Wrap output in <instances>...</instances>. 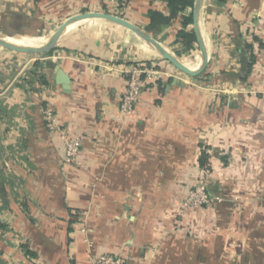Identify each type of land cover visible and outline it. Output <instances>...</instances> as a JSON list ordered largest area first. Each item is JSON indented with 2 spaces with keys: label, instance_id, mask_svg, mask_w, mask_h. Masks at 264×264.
Instances as JSON below:
<instances>
[{
  "label": "crops",
  "instance_id": "obj_1",
  "mask_svg": "<svg viewBox=\"0 0 264 264\" xmlns=\"http://www.w3.org/2000/svg\"><path fill=\"white\" fill-rule=\"evenodd\" d=\"M151 11L170 14L166 0H0V33L43 46L72 17L103 12L176 53L181 16L152 28ZM200 29L203 77L105 19L75 23L52 52L0 43V264H264V0H204ZM147 62L163 88L149 81L124 116L128 71ZM47 109L81 135L78 165ZM204 149L211 192L228 200L185 211Z\"/></svg>",
  "mask_w": 264,
  "mask_h": 264
},
{
  "label": "built area",
  "instance_id": "obj_2",
  "mask_svg": "<svg viewBox=\"0 0 264 264\" xmlns=\"http://www.w3.org/2000/svg\"><path fill=\"white\" fill-rule=\"evenodd\" d=\"M145 74L142 78L141 75ZM163 72L154 66L135 67L128 71L127 86L122 96L120 110L124 116H130L139 101L143 88L149 81H155L162 76ZM45 117L50 126L57 128L60 138L64 142V160L67 164L80 163L79 155L82 146V137L72 133L69 128L60 124L54 110L47 109ZM223 202L221 195L213 194L208 179H202L192 187L183 199V209L185 211L205 208ZM86 232V227L82 229ZM91 264H124L121 256L114 254H103L95 257Z\"/></svg>",
  "mask_w": 264,
  "mask_h": 264
},
{
  "label": "water",
  "instance_id": "obj_3",
  "mask_svg": "<svg viewBox=\"0 0 264 264\" xmlns=\"http://www.w3.org/2000/svg\"><path fill=\"white\" fill-rule=\"evenodd\" d=\"M203 2L204 0H195L194 11H193L194 30L197 36V42L201 53V63L197 69H191L190 67L186 66L179 58H177L173 53H171L162 43H160L147 31L140 28L136 24L132 23L131 21L123 17L113 15L110 13H103V12H87L72 17L65 23V25L47 44L40 47L22 46L16 43L9 42L7 40V36L1 33H0V43L17 51L47 53L57 48L66 30L75 23L85 19H96V18L105 19L136 33L138 36L143 38L147 43H149L165 60L172 63L177 69H179L180 71L184 72L189 76L197 77L205 71L209 62L208 50L200 29V15H201ZM57 73H58L56 74L57 80L63 85L67 86L68 78L60 71H57Z\"/></svg>",
  "mask_w": 264,
  "mask_h": 264
},
{
  "label": "trees",
  "instance_id": "obj_4",
  "mask_svg": "<svg viewBox=\"0 0 264 264\" xmlns=\"http://www.w3.org/2000/svg\"><path fill=\"white\" fill-rule=\"evenodd\" d=\"M220 3L225 2L226 0H218ZM168 8L170 9V14L168 16L164 15L158 11L150 12V22L152 28H155L158 25H168L171 24L174 20H176L179 15L182 18V29L179 31L177 43H180L181 46L176 49V54L178 56H182L183 54L190 52L195 48V44L197 43V36L195 31L192 29H188L189 26L194 24L193 13L189 15L186 14V10L188 8L194 9L195 0H166ZM247 50L251 52L252 46L247 45ZM52 52V51H51ZM255 62V56H252V59L249 63V71H251L253 67V63ZM151 67V63L147 62L146 68ZM142 78L145 77V74L141 75ZM155 83L148 84L151 87L154 84L163 88L162 79H157L154 81ZM210 154L207 149L202 150L201 156L199 158V163L202 168H204L209 161ZM75 264V263H73Z\"/></svg>",
  "mask_w": 264,
  "mask_h": 264
},
{
  "label": "rangeland",
  "instance_id": "obj_5",
  "mask_svg": "<svg viewBox=\"0 0 264 264\" xmlns=\"http://www.w3.org/2000/svg\"><path fill=\"white\" fill-rule=\"evenodd\" d=\"M200 50H199V47H195L193 49V51H190L185 57H180V56H176L175 54L176 53H173L177 58H179L183 63H196L197 60L200 58ZM198 58V59H196ZM201 59V58H200ZM201 75V74H200ZM202 77H203V74H202ZM223 94V97H227V96H233L234 94L233 93H230L229 91L228 92H225L224 90L222 92H220ZM227 100V99H226ZM224 158V159H223ZM225 158H227L226 156H223L222 159L225 163H228L227 160H225ZM203 172L201 174V176L197 179L196 183L194 184V186L199 182L201 181L202 179H208V182L210 184V186H212L213 182H214V171H213V165H212V161H211V155H210V158H209V161H208V164L203 168ZM193 186V187H194ZM223 198V201L225 200H228L226 198H224L223 196H221ZM222 204L219 203V204H215V205H212V206H208V207H205V208H200L199 210H209V209H213V208H216V206Z\"/></svg>",
  "mask_w": 264,
  "mask_h": 264
},
{
  "label": "bare ground",
  "instance_id": "obj_6",
  "mask_svg": "<svg viewBox=\"0 0 264 264\" xmlns=\"http://www.w3.org/2000/svg\"><path fill=\"white\" fill-rule=\"evenodd\" d=\"M72 26H73V25H72ZM72 26H70V27L66 30V32H67ZM66 32H65V33H66ZM7 40H8L9 42L16 43V44H18V45H22V46H34V47H40V46H37V45H28V44H25V43H21V42L15 40V39H13V38H11V37H9V36H7ZM196 59H198V58H196ZM200 63H201V59H198L196 63H184V64H185L186 66L190 67L191 69H197V68L200 66Z\"/></svg>",
  "mask_w": 264,
  "mask_h": 264
}]
</instances>
